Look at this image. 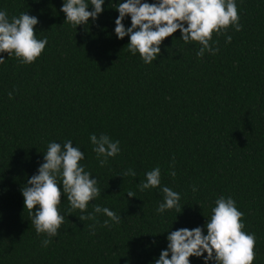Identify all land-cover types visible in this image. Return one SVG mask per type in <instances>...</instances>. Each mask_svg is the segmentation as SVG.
Segmentation results:
<instances>
[{
  "label": "trees",
  "instance_id": "16d2710c",
  "mask_svg": "<svg viewBox=\"0 0 264 264\" xmlns=\"http://www.w3.org/2000/svg\"><path fill=\"white\" fill-rule=\"evenodd\" d=\"M122 2L105 0L95 21L74 28L61 11L64 0H0L9 19L37 17L36 36L48 40L32 64L0 53V264H154L171 231L203 227L207 235L221 196L244 214L243 231L255 235L253 264H264V0H235L242 30L214 35L215 55L199 57L200 45L185 43L177 30L151 64L128 50L130 37L115 34ZM123 23L131 27V17ZM93 134L119 141V154L103 167ZM67 140L84 152L80 164L101 190L87 213L96 204L121 221L105 227L103 214L99 223L81 221L62 196L64 223L44 247L48 237L36 233L21 189L48 144ZM156 167L161 187L180 194L179 212L157 211L160 188L140 191ZM129 169L135 177H123ZM190 264L205 261L193 256Z\"/></svg>",
  "mask_w": 264,
  "mask_h": 264
},
{
  "label": "clouds",
  "instance_id": "9594fccd",
  "mask_svg": "<svg viewBox=\"0 0 264 264\" xmlns=\"http://www.w3.org/2000/svg\"><path fill=\"white\" fill-rule=\"evenodd\" d=\"M104 3L105 0H90L93 10L89 11V0H64L61 11L66 14L65 22L77 28L88 24L90 18L95 21L104 11ZM116 10L119 12L115 20L116 36L121 40L130 37L128 50L133 55L139 53L145 64L157 60L163 41L177 30L182 33L181 39L185 43L196 42L200 45L199 57H203L206 51L213 55L219 51L212 47L214 35L226 33L230 27L236 31L242 30L235 0H158V3L125 0L117 5ZM129 16L131 27L126 28L123 21ZM38 23L37 17L27 13L9 19L6 11H0V53L15 56L21 64L34 63L48 44L47 38L38 39L36 36L35 26ZM231 40L232 37L228 36L227 42L231 43ZM4 60L0 57V64ZM8 95L11 99L12 93ZM90 140L101 167L120 152L119 141H113L105 134L99 137L93 134ZM84 158V152L74 147L71 140L63 144L53 141L48 144L44 163L39 166L37 174L31 176L21 189L25 209L29 212L36 233L48 237L41 242L44 247L51 243L52 237L58 235L64 223L65 216L58 207L62 196H66L70 204L69 214L79 210L81 221L99 223L96 214L109 218L103 222L105 227L109 226L110 221L116 224L121 221V216L114 211L96 204L93 205V212L87 213L90 202L101 195V190L97 187L98 180L80 164ZM129 175L135 177L136 173L129 169L123 177ZM171 175L175 176V171ZM139 188L140 191L161 189L163 202L157 209L159 213L171 209L180 211L181 196L167 186L161 187L159 167L146 173V180ZM196 190L194 187L193 191ZM127 197H136V193L128 191ZM37 206L38 210L34 211ZM243 215L234 199L221 196L215 201L211 218L206 224L207 235L203 227L171 231L167 236V249L161 251L154 264H190V257L193 256L203 257L205 264L210 261H214V264H253L255 235L243 231ZM88 227L94 229L95 224Z\"/></svg>",
  "mask_w": 264,
  "mask_h": 264
}]
</instances>
